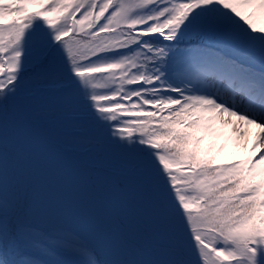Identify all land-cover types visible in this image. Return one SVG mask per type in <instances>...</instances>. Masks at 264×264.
I'll return each instance as SVG.
<instances>
[{
    "label": "snow or ice",
    "instance_id": "1",
    "mask_svg": "<svg viewBox=\"0 0 264 264\" xmlns=\"http://www.w3.org/2000/svg\"><path fill=\"white\" fill-rule=\"evenodd\" d=\"M64 255L264 264V0H0V264Z\"/></svg>",
    "mask_w": 264,
    "mask_h": 264
},
{
    "label": "rangeland",
    "instance_id": "2",
    "mask_svg": "<svg viewBox=\"0 0 264 264\" xmlns=\"http://www.w3.org/2000/svg\"><path fill=\"white\" fill-rule=\"evenodd\" d=\"M250 146H251V140L249 141V147ZM69 223L73 224L74 222L73 221L72 222L69 221ZM71 226L75 227V225H71ZM62 258L65 259V260H68V259H74L75 260V257H73L72 255H64Z\"/></svg>",
    "mask_w": 264,
    "mask_h": 264
}]
</instances>
